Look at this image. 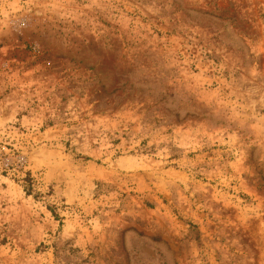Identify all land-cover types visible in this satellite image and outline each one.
<instances>
[{
  "label": "rangeland",
  "instance_id": "1",
  "mask_svg": "<svg viewBox=\"0 0 264 264\" xmlns=\"http://www.w3.org/2000/svg\"><path fill=\"white\" fill-rule=\"evenodd\" d=\"M0 264H264V0H0Z\"/></svg>",
  "mask_w": 264,
  "mask_h": 264
},
{
  "label": "trees",
  "instance_id": "2",
  "mask_svg": "<svg viewBox=\"0 0 264 264\" xmlns=\"http://www.w3.org/2000/svg\"><path fill=\"white\" fill-rule=\"evenodd\" d=\"M29 192V191H28Z\"/></svg>",
  "mask_w": 264,
  "mask_h": 264
}]
</instances>
